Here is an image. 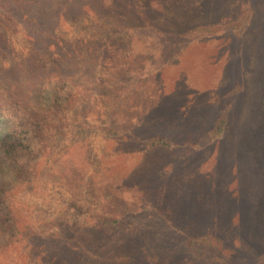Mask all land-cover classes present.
I'll return each mask as SVG.
<instances>
[{"label": "rangeland", "instance_id": "obj_1", "mask_svg": "<svg viewBox=\"0 0 264 264\" xmlns=\"http://www.w3.org/2000/svg\"><path fill=\"white\" fill-rule=\"evenodd\" d=\"M124 1L122 9L102 16L133 27L118 51L121 64L107 58L98 73L115 86H129L109 121L127 132L119 139L91 138L88 193L77 198L100 213L124 215L128 222L121 233L139 243L128 250L127 262L108 257L88 264H264V0ZM246 11L252 22L241 36L230 30L183 34ZM58 31L66 38L88 34L73 24ZM8 39L27 53L21 35ZM10 61L0 49V68ZM97 103L108 107L100 93ZM224 109L226 132L210 141L209 130ZM154 136L172 145L150 148ZM52 166L48 162L46 169ZM72 196L45 176L37 191H19L14 198L45 233L81 218L68 204ZM198 233L211 235L217 256L195 257L180 242ZM115 238L106 240L114 248ZM141 245V253L133 254ZM18 256L25 261L28 252L16 244L0 252L4 262Z\"/></svg>", "mask_w": 264, "mask_h": 264}, {"label": "trees", "instance_id": "obj_2", "mask_svg": "<svg viewBox=\"0 0 264 264\" xmlns=\"http://www.w3.org/2000/svg\"><path fill=\"white\" fill-rule=\"evenodd\" d=\"M120 1L125 2L0 0V49L11 59L0 68V252L15 244L28 252L25 261L20 256L7 262L0 258V264H59L63 257L65 264L108 257L127 262L132 255L128 250L139 243L121 233L128 222L124 215L100 213L77 198L88 193L85 163L90 161L91 138L119 139L127 132L109 121L124 105L129 86L123 82L115 86L111 77L101 78L98 73L107 58L121 64L123 55L118 53L133 28L117 17L110 21L102 17L107 9H122ZM98 12L101 16L95 19ZM251 22L252 13L246 11L225 24H198L183 34L191 38L230 30L241 36ZM66 24L85 28L88 34L66 38L58 31ZM9 35H21L29 46L27 53L18 52ZM97 93L107 108L98 105ZM228 122L224 109L209 130L210 141L225 134ZM148 145L172 143L154 136ZM51 161L53 166L46 169ZM45 176L73 193L68 204L81 218L44 233L23 214L14 196L37 191ZM112 237L118 240L116 248L106 241ZM183 238L180 242L195 257L205 258L208 252L217 256L210 234ZM194 242L200 245L195 248ZM140 248L133 254L143 245Z\"/></svg>", "mask_w": 264, "mask_h": 264}]
</instances>
